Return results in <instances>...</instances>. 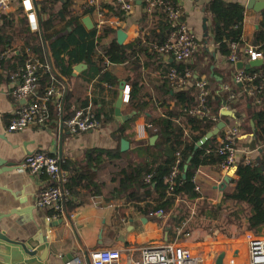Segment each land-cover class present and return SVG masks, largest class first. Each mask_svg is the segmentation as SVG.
Returning <instances> with one entry per match:
<instances>
[{
  "label": "crops",
  "instance_id": "obj_1",
  "mask_svg": "<svg viewBox=\"0 0 264 264\" xmlns=\"http://www.w3.org/2000/svg\"><path fill=\"white\" fill-rule=\"evenodd\" d=\"M41 1L8 0L7 12L1 22L3 24L5 18H11L13 23L10 31L9 28L6 30L9 33L15 32L16 35L19 34L16 30L20 27V20L24 19L30 32L40 35L41 23L44 20V17L40 15V6L38 5ZM71 1L73 15L81 16L85 28L81 40L86 43L87 35L89 34L91 37V40H89L91 43L89 45H96L94 52L96 53V58H98L100 53L97 42L101 40L100 38L104 37V33L103 31L99 33L96 29L94 11L86 9L88 0ZM210 1L179 0L178 5L181 7L183 18L198 43V52L195 54L190 65L193 66L195 64V73L197 76L210 77L208 80L212 94L225 85H229L232 88V85H234L232 75L237 68L229 63L227 56L222 55L217 50V46L214 43L216 29L212 21V16L206 9ZM223 1L240 4L245 9L249 3V0ZM145 2L146 0H134L135 6L133 12L126 17H122L123 28L121 30L127 34V39L123 45L132 44L138 38H141L144 44L154 48L155 52L151 51L150 56L141 58L140 68H138L137 73L132 72L130 69L126 70V66L123 65L108 64V69L118 81L116 87H107L108 90L103 92L105 96L100 94V87H95V79L90 84L85 83V72L88 70L86 63L82 62L74 66L73 78L68 79L59 73L50 52L47 51L51 57V61L48 63L53 66L54 75L67 88L68 94L66 93L65 98L67 97L66 106L70 110V114L75 111L76 107H80L81 103L86 99L88 100L87 106L91 105L95 111H97L98 107L94 105V101H102L104 99L108 103L106 109L110 113V103L112 102L110 92L117 90L118 96L113 103V120L106 122L104 115H102L100 117L102 128L97 132L72 135L57 123L51 124L48 128H28L21 132H9V124L16 117L18 111L29 101V99L18 100L15 98L13 91L17 83L12 79L16 73L13 71L20 65L21 59L28 56L27 52L30 53L29 56L38 57L32 53L25 42L24 35L21 34L15 36L12 45L10 44L8 47H5L7 48L6 50H3L5 49L4 46L0 45V56L6 53L2 59V70L0 72V136L6 138L7 141L5 143L3 140H0V157L7 158L8 155L13 154L19 161H24L28 155L42 151L56 156L60 162L65 163L68 161L74 163L86 161L85 156L87 151L93 149L104 151L115 150L118 147V143L113 134L124 125L117 120L115 115V105L120 95V85L122 82H125L131 91L134 82L140 85L142 87L140 97L146 93L148 98L154 100V105H160V99L163 94L162 87L166 79L165 74L166 72L169 73L170 68L174 67L176 63L171 58L160 54L157 49L158 46L155 44L151 46L155 43V38L152 35L155 34L154 25L160 16V12L150 14L147 11ZM257 4H264V2L260 1ZM62 5L58 4L55 7V12L59 11ZM29 7H32V10H28ZM89 10L91 11L89 12ZM259 13L246 9L243 33L246 40L250 43L252 42L255 31L258 29L257 14ZM29 15H32L31 21ZM144 15L146 16L144 17ZM87 18H90L93 22V28L91 29L87 28L84 23ZM16 19L19 20L18 23H16ZM143 20L147 22V27L144 30L145 33L141 31V26L139 25ZM114 31L109 37H104L102 41L108 43L114 38L117 39V32L119 30ZM78 66H81L79 72L77 71ZM44 76L50 77L49 84H51V75H41L40 92L43 90V83L47 85L46 81H43L45 80ZM129 78L130 82L128 81ZM174 89L181 90L179 88ZM189 90L193 89L191 88ZM154 105H151L147 111H155L156 114H162L160 108H156L157 110L154 109ZM99 106H103L102 103H99ZM236 107L240 113V119L236 118L235 114L231 112L233 116H229L227 120H222V110L226 109L222 108L219 114L221 115L220 122H225L226 126L236 121L240 122L241 136L237 144L239 146L238 149L241 152L247 151V156L254 160L259 156V151L248 148L253 136L249 112L242 103H237ZM121 113L125 117L132 116L134 113H136L135 117L138 115V112L130 107L129 102H124L121 107ZM133 118L129 120L130 123L126 130V135L130 139L128 142L131 143V147L126 150L129 152L143 147L146 141H150L152 138L148 130L146 131V138L139 139L136 137V133L141 129V126L147 124V121L145 115H141V117L135 120ZM217 124L214 125L212 130L216 128ZM247 124L251 128L250 131L246 128ZM188 133L189 129L186 128V135ZM219 139L220 137L218 138V143ZM138 153L143 154V151L140 150ZM135 154L134 152L129 153L130 160L135 159ZM242 157L243 154L239 153V158L241 159ZM137 160L141 161L139 159ZM119 163L117 160L110 159L104 163L103 170L99 173L97 180L98 185L100 186L101 184L103 187L100 195H94V192L84 189L82 186L76 188L75 192L78 196V199L75 200L76 203L69 201L66 205L65 215L51 223H48L47 219L51 218L54 212L51 210L52 215L50 216L47 214L49 209L40 210L35 207L41 187L52 185V182L47 176H35L24 170L15 172L20 178L18 185H10L4 183L3 179H0V213L8 214L11 210L21 213L11 216L6 225H4V230L7 231L12 239L19 241L29 240L36 234L40 237L41 233L45 234L48 238L50 248L57 256H65L71 259L72 261L69 264H76L78 260L82 262L81 264H90L91 254L103 249H117L121 252L130 251L133 258L131 261L136 262L139 260L140 249L150 245L164 243H173L191 249L195 255H202L205 258V264H216L218 257L223 253L225 254L223 264H231L230 261L232 259L235 260L233 264H249L244 254L246 247L244 238L246 234L242 237H228L223 227H219L209 234L207 226L200 225L191 234L183 235V229L180 228L172 236L170 234L171 225L169 224L168 216L159 214L160 211L155 215H145L143 213V210L149 202L147 199L142 196L129 198L126 193L118 195L112 192L113 188L117 187L116 182H113V177L119 171L118 168L123 167ZM212 174L221 176L223 180H225L226 176H229L231 181L236 179L237 176L236 173L223 172L222 167L218 171L210 168L200 169L196 178V181L202 185L201 187L198 184L200 188L199 192H202L203 196L205 195V197L211 198L210 200H213L210 197L212 193L217 192L214 196L215 200L213 201L216 204L221 199V185L219 187L216 184H220V182H215ZM210 180L214 181V185L210 184ZM10 192L17 197L14 202ZM7 200L13 203L9 207H4L3 204ZM19 200L22 202L26 201V204L21 205ZM70 204H72V207ZM73 204L80 205L74 208ZM191 211L194 213V208H191ZM123 230L126 231L125 242L120 240V233ZM259 233L264 237V230ZM237 248L241 249L242 252L237 254ZM125 264L131 263L126 261Z\"/></svg>",
  "mask_w": 264,
  "mask_h": 264
},
{
  "label": "trees",
  "instance_id": "obj_2",
  "mask_svg": "<svg viewBox=\"0 0 264 264\" xmlns=\"http://www.w3.org/2000/svg\"><path fill=\"white\" fill-rule=\"evenodd\" d=\"M166 1L176 5L179 0ZM71 2V0H42L38 3L40 15L44 17L40 35L30 32L24 19L20 20V27L16 31L24 35L25 42L34 55L45 63H50L52 57L59 73L68 79L73 78L74 66L82 62L86 63L88 70L85 72V83L90 84L95 79V87H100V94L105 96L103 92L110 87H116L118 81L108 69L107 63L123 65L126 66V70L130 69L137 73L141 58L150 56V53L155 52V49L144 44L141 38L129 45H120L116 38L105 43L102 39L115 32L106 27L103 31L104 37L97 42L100 56L96 58L94 52L96 45H89L91 43L89 42L91 40L89 34L86 43L81 40L85 28L81 16L73 15ZM58 4H61L62 7L55 12V7ZM206 9L212 16L215 29H218L214 37L217 50L228 57L231 53L232 43L244 44L242 37L244 35L243 23L246 9L240 4L227 3L223 0H211ZM159 15L155 25L153 24L155 34L152 36L155 38V43L151 46L154 44L158 47L163 45L173 30L165 13L160 12ZM257 17L258 29L255 31L251 43L258 47V51L264 55V11L257 14ZM12 23L11 18H5L0 28V45L4 48L12 45L15 36L19 35H16L15 32L9 33ZM139 25L141 31L145 33L147 22L143 20ZM8 28L9 31L6 30ZM47 51L50 52L51 57ZM239 57L242 58V54H239ZM26 61L27 56L21 59L20 65L13 72H18ZM189 68L193 72L196 71L195 64L189 65ZM252 71L264 75V65L255 67ZM167 76L168 72L165 74L166 79L162 87L163 94L159 106L154 105V100L148 98L146 93L140 97L142 87L135 82L130 93V107L138 112L133 120L145 115L147 124L152 126L148 130L150 137H158L155 144L151 145L150 141H146V144L141 148L123 152L120 147L122 140H130L126 135L129 121L113 134L118 143L115 150L93 149L87 151L86 161L61 162L62 168L65 171L69 170L67 188L73 197L70 202L76 203L75 200L78 199V196L75 189L81 186L94 192V195H100L103 187L101 184L98 185L99 173L103 170L102 167L108 159L117 160V162L124 163L125 168L119 167V171L113 177V182H116L117 187L113 188L112 192L118 195L126 193L129 198L142 196L147 199L149 202L143 213L155 215L157 212L163 211V215L169 218L172 236L180 228L183 229V235L191 234L200 225H206L209 234L219 227L227 226L229 229L235 224H238V227L246 225L248 232L264 230V90L257 93L256 96L250 97L243 92L241 86L232 85L234 91L243 92L242 95L240 94L239 100L242 102L238 101L237 103L244 105L249 112V119L254 123L252 141L248 148L257 149L259 156L251 164L239 166L236 171V179L226 185L225 182L222 184L220 187L221 199L215 204L213 200L203 196L202 192L196 191L198 184H201L195 180V177L199 169L210 168L218 171L222 167L225 158L220 154L218 138L222 136L223 132L196 149L197 144L207 133L212 131L215 124L207 119L190 115L189 110L198 104L197 91L194 89L189 91L175 90ZM47 77L43 80L46 81L47 85L42 82L43 90L41 92L50 85V77ZM208 78L210 79V77ZM128 81L130 82V78ZM110 93L112 97L110 113L106 109L108 103L104 99L94 101V105L98 107L97 111L94 110L97 118L100 120V117L104 115L106 122L113 120V103L118 96L117 90ZM66 102L67 97L64 105V117L66 119L77 110L88 105L86 99L80 107H76L75 111L70 114ZM99 103H102L103 106H99ZM208 103L213 114L219 115L222 108H226L229 112H233L236 118L240 119V113L236 107L237 103L230 102L229 94L224 90V86L210 95ZM151 105H154L155 110L160 108L162 114H156L155 111L148 112L147 109ZM51 115L55 119L56 110L52 106ZM227 118L229 116H222V120H227ZM186 128L189 129L187 135ZM246 128L248 131L251 130L249 124ZM237 148H239L238 145ZM140 150L143 151V154L138 153ZM131 152L136 153L134 160H130L129 153ZM177 153L181 155L182 174L171 191L165 177L171 172L177 160ZM188 161L189 167L184 178V167ZM149 175L152 176L151 183H146L145 179ZM70 205L72 207V204ZM79 205L73 204L74 208ZM191 208H194V213ZM51 212L49 210L47 214L51 216Z\"/></svg>",
  "mask_w": 264,
  "mask_h": 264
},
{
  "label": "built area",
  "instance_id": "obj_3",
  "mask_svg": "<svg viewBox=\"0 0 264 264\" xmlns=\"http://www.w3.org/2000/svg\"><path fill=\"white\" fill-rule=\"evenodd\" d=\"M7 1L0 0V28L1 21L7 12ZM145 3L150 14L164 12L167 20L172 25L173 30L170 36L157 49L160 54L171 58L176 63L168 73V79L172 86L184 91L191 88L197 91L198 104L189 110V114L207 119L214 124L219 123L221 115L213 114L208 103L211 95L208 78L197 76L189 68L191 61L198 52V43L183 18L181 7L166 0H146ZM134 6V0H88L86 3V9L94 11L95 26L99 33L104 31L106 27L121 30L123 28L122 17L130 15L134 10ZM28 10H32V7H29ZM31 18L32 15H29L30 21ZM18 22L19 20L16 19V23ZM242 42H244L243 45L239 43L231 44V53L228 56L229 63L233 66H236L238 62L245 64L243 70L236 69L233 72L232 80L234 85L243 88V92L250 97H254L264 90V75L252 71L255 67H252L251 63L263 61L264 55L258 51V47L248 42L244 35ZM5 54L0 56V72ZM239 54H242V58L239 57ZM27 55V61L13 75L12 79L17 83L13 91L15 98L18 100L29 99V101L18 111L16 117L9 124V132H21L28 128H48L54 123L62 126L72 135L101 130V121L97 118L91 105L77 110L67 119L64 117V98L67 88L54 75L51 64L29 56V52H27ZM43 74L51 75V84L43 92H40V80ZM224 90L229 94V100L233 104L240 100V94L243 93L234 91L229 85H225ZM130 93V87L126 86L124 90L125 103L129 102ZM51 106L56 110L55 119L51 115ZM151 128L152 126L149 124L141 126V129L136 133V137L139 139L146 138V131ZM240 135L241 124L238 121L226 126L223 130L219 139L220 154L225 158L222 165L223 172L234 174L239 166H247L253 161L251 157L247 156V151L241 152L237 148ZM239 153L243 154L241 159ZM176 156L177 160L171 172L165 177L171 191L182 174L181 155L177 153ZM24 170L35 176L45 175L52 182V185L41 187L35 203L37 209H49L54 212V215L48 218L47 222L51 223L64 216L66 205L71 200L72 193L67 188L69 173L62 168L60 160L46 152H35L24 160L21 171ZM199 172L200 169L196 173L195 180ZM151 180V175L145 179L146 183H151ZM224 182L225 180L222 184ZM196 191H200V188L197 187ZM159 214H163V211H160ZM244 241L246 242L244 254L248 259V263L264 264V237L259 232H248ZM241 252L242 250L237 248L236 253ZM132 259L130 251L121 252L117 249H103L91 254L90 264H125L126 261L131 264H205V258L202 255H195L191 249L173 243L150 245L139 250L138 261H131ZM234 261L232 259L230 263L233 264ZM81 263L78 260L76 264Z\"/></svg>",
  "mask_w": 264,
  "mask_h": 264
},
{
  "label": "water",
  "instance_id": "obj_4",
  "mask_svg": "<svg viewBox=\"0 0 264 264\" xmlns=\"http://www.w3.org/2000/svg\"><path fill=\"white\" fill-rule=\"evenodd\" d=\"M264 2V0H249V3L246 6V9L249 11H255V12H261L264 10V4H257V2ZM87 28H93V22L90 18L85 19L84 21ZM218 29H216V32ZM127 39V34L123 30H119L117 32V41L120 45H123L124 42ZM245 64L243 62H238L236 65V68L238 70H243ZM261 65H264L263 61L258 62H252V67H259ZM249 68V66H248ZM81 69V66L77 67V71L79 72ZM125 82H122L120 85V95L115 105V115L117 120L121 124H125L127 121L135 117L136 113H134L132 116L125 117L121 113V107L124 104V90H125ZM223 116H233V113L227 111L226 109L222 110L221 113ZM251 126L254 130V123L251 122ZM226 128L225 122H219L216 126V128L209 133L206 134L204 138L197 144L196 149L206 144L209 140H211L213 137L218 136L224 129ZM158 139L157 136L152 137L150 139L151 145H154L156 140ZM0 140H3L5 143L6 138L3 136H0ZM139 146V145H138ZM131 147V143L122 140L121 143V150L125 152L127 149ZM14 150V149H13ZM10 154V153H9ZM31 155V154H30ZM29 156V155H28ZM190 161V160H189ZM184 167V175L183 177H186V172L188 170V164ZM24 161H19L16 156L13 154L8 155L7 158L0 157V179L4 180V183H8L10 185H14L20 182V178L16 175L15 172L21 171V166ZM231 181V178L229 176L225 177V185L228 184ZM5 185V184H4ZM11 193V192H10ZM12 194V200H16V195ZM19 194V193H18ZM17 194V195H18ZM20 204H26V201L22 202L21 200ZM12 201H6L4 202V207H9L13 203ZM34 208V207H33ZM21 211V210H18ZM20 212H15L14 210H11L8 212V214H2L0 213V264H69L71 262V259L66 258L65 256H57V254L54 253V251L50 248V245L48 244V238L45 234L41 233V237L36 234L33 238L29 240H15L12 239L7 231L4 230V225H6L7 221L10 219L11 216L14 214H19ZM21 214V213H20ZM125 235L126 231H122L120 233L121 241L125 242ZM225 254H221L216 264H223Z\"/></svg>",
  "mask_w": 264,
  "mask_h": 264
},
{
  "label": "rangeland",
  "instance_id": "obj_5",
  "mask_svg": "<svg viewBox=\"0 0 264 264\" xmlns=\"http://www.w3.org/2000/svg\"><path fill=\"white\" fill-rule=\"evenodd\" d=\"M119 164L122 165V166L125 165L124 163H119ZM121 168L124 169L125 166H123ZM212 176L214 177V181L215 182H220V184H218V183H216V184L219 187H220V185L222 186V182L224 181L222 179V177L221 176H218V175H215V174H212ZM214 181L210 180V184H213L214 185ZM215 194H217V192L216 193H212V196H210V197H212L213 201L215 200V198H214ZM238 226H239L238 224H235V225H233V226L230 227V230L227 228V226H224L223 228L225 230L226 236H228V237L229 236H231V237H233V236H240V237H242L244 234H247L248 231L246 229V225H243L241 227H238Z\"/></svg>",
  "mask_w": 264,
  "mask_h": 264
}]
</instances>
